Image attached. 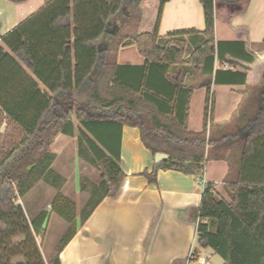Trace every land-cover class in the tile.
Returning a JSON list of instances; mask_svg holds the SVG:
<instances>
[{
    "label": "trees",
    "instance_id": "16d2710c",
    "mask_svg": "<svg viewBox=\"0 0 264 264\" xmlns=\"http://www.w3.org/2000/svg\"><path fill=\"white\" fill-rule=\"evenodd\" d=\"M142 1L47 0L43 8L2 37L9 51L0 44V106L24 130V136L0 159V264H62L60 253L76 228L66 232L57 253L47 263L35 232L44 233L48 213L42 211L30 221L16 195L25 197L50 172L56 159L51 146L59 133L75 134L73 117L82 126L79 153H93L91 160L102 171L99 198L82 210V223L103 198L119 193L125 178L121 168V132L125 124L141 129L143 143L154 156L169 155L155 162L151 172H143L150 183H157L159 169L203 174L207 158L216 149L214 145L221 142L225 154L220 156L225 157L230 149L228 157L232 160L237 152L239 167L236 171L231 167L225 177L228 198L219 196L213 183L203 191L198 223L200 244L212 247L226 264H264V73L260 82L249 84L248 67L244 71H225L234 77L232 81L246 84L238 116L246 119L220 137L208 129L216 56L226 58L230 64H237L236 60L251 64L258 56L246 48L244 41L217 43L216 0H200L205 17L204 39L185 61L187 42L181 35L198 30L170 32V38L160 45L161 16L170 0H160L154 28L146 32L139 31ZM237 1L221 2L233 5ZM125 6L128 13L123 22L110 27ZM127 39L136 42L151 67L165 70L171 65L189 64L210 76L205 84L209 95L201 131L187 128L188 117L138 118L132 113H112L120 103L137 113L138 104L150 99L137 95L135 89L137 80L149 82L147 66L125 70L118 64L119 49ZM215 80L223 82L218 77ZM40 83L47 91L41 89ZM75 90L87 100L75 105ZM191 92L187 90V105ZM249 121L253 129L240 136L238 127ZM19 236L24 238L16 241ZM17 257H23V261L14 262Z\"/></svg>",
    "mask_w": 264,
    "mask_h": 264
},
{
    "label": "crops",
    "instance_id": "0c3cea01",
    "mask_svg": "<svg viewBox=\"0 0 264 264\" xmlns=\"http://www.w3.org/2000/svg\"><path fill=\"white\" fill-rule=\"evenodd\" d=\"M221 1L216 0V42L244 41L246 48L258 58L251 64L243 60L230 64L226 58L216 56L208 109V129H212L216 137L230 132L238 122L246 119L238 117L246 84L232 81L234 77L225 71H244L248 67L249 84L260 82L264 73V0H239L233 5ZM46 2L0 0V44L5 46L2 37L43 8ZM159 6L160 0L142 1L140 32L153 30ZM126 16L113 19L110 27L120 25ZM191 29L198 31L181 35L187 42L185 61L204 39V9L200 0L167 2L161 16L158 43L164 45L170 32ZM226 57L231 58V55ZM117 61L125 66V70L131 66H147L149 82L144 84L137 80L135 89L137 95L150 99L138 104L140 110L137 113L126 103L116 105L112 113H132L138 118L188 117L189 130L204 128L209 95L205 84L210 76L203 74L201 68L189 64L171 65L165 70L151 67L132 39H127L121 46ZM217 77L223 82H217ZM226 79L230 81L225 82ZM40 86L47 91L42 83ZM188 89L192 92L187 105ZM74 97L75 105L87 100L79 90L74 91ZM90 106L94 105L91 103ZM73 122L75 133H79L81 124L78 125L79 121L74 118ZM253 126L251 121L239 126V135H248ZM73 140H76V134L59 133L51 152L58 159L72 146ZM214 147L203 174L159 169L157 183H150L143 172L153 170L155 156L143 143L141 129L125 124L121 132V168L125 178L119 193L116 197L103 198L88 219L78 224L75 235L60 253L62 264H226L212 247L200 244L198 234L200 204L207 184L213 183L220 191L230 168L236 171L239 167L237 152L231 160L228 157L230 149L225 157L220 156L225 154L221 142ZM73 150L75 156L80 154L79 142ZM211 229L215 230V227ZM200 258L206 263L200 262Z\"/></svg>",
    "mask_w": 264,
    "mask_h": 264
},
{
    "label": "rangeland",
    "instance_id": "374dc122",
    "mask_svg": "<svg viewBox=\"0 0 264 264\" xmlns=\"http://www.w3.org/2000/svg\"><path fill=\"white\" fill-rule=\"evenodd\" d=\"M127 7L125 6L114 19L125 16L128 13ZM73 118L76 119V117ZM75 134L76 140H73L72 146L70 145L63 155H59L58 159L56 157L50 172L25 197L16 195L18 203L23 205L30 221L42 211L48 213L44 233L40 235L35 232L36 240L47 263L57 253L66 232L74 230L81 223L82 210L95 202L100 194L98 187L102 179V171L91 160L93 153L88 152L77 156L73 154V148L79 142V133ZM23 136L24 130L0 106V159ZM220 189V191L216 190L219 196H228L225 188ZM62 210L63 215L59 213ZM23 238L19 236L15 240L19 241ZM21 261L23 257L14 259V262Z\"/></svg>",
    "mask_w": 264,
    "mask_h": 264
},
{
    "label": "water",
    "instance_id": "95a60500",
    "mask_svg": "<svg viewBox=\"0 0 264 264\" xmlns=\"http://www.w3.org/2000/svg\"><path fill=\"white\" fill-rule=\"evenodd\" d=\"M168 158H169V155L166 153H157L155 155V162L159 163V162L166 160Z\"/></svg>",
    "mask_w": 264,
    "mask_h": 264
},
{
    "label": "built area",
    "instance_id": "2783aa9c",
    "mask_svg": "<svg viewBox=\"0 0 264 264\" xmlns=\"http://www.w3.org/2000/svg\"><path fill=\"white\" fill-rule=\"evenodd\" d=\"M200 262L206 263V261L204 259H201V258H200Z\"/></svg>",
    "mask_w": 264,
    "mask_h": 264
}]
</instances>
